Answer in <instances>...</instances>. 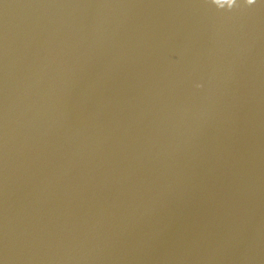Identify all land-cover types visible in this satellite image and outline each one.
Masks as SVG:
<instances>
[{
    "label": "water",
    "instance_id": "obj_1",
    "mask_svg": "<svg viewBox=\"0 0 264 264\" xmlns=\"http://www.w3.org/2000/svg\"><path fill=\"white\" fill-rule=\"evenodd\" d=\"M0 264H264V0H0Z\"/></svg>",
    "mask_w": 264,
    "mask_h": 264
}]
</instances>
